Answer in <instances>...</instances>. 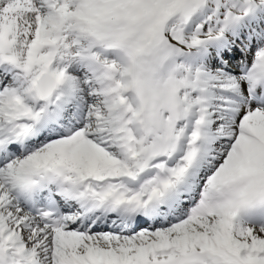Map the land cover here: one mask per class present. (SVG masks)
<instances>
[{"label": "snow or ice", "instance_id": "6c2138e0", "mask_svg": "<svg viewBox=\"0 0 264 264\" xmlns=\"http://www.w3.org/2000/svg\"><path fill=\"white\" fill-rule=\"evenodd\" d=\"M0 264H264V0H0Z\"/></svg>", "mask_w": 264, "mask_h": 264}]
</instances>
